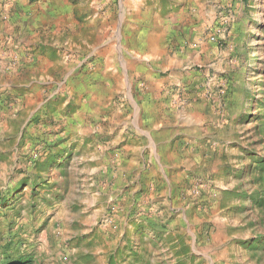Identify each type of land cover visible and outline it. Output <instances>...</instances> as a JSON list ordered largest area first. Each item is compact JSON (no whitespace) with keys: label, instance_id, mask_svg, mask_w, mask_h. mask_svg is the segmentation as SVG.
<instances>
[{"label":"rangeland","instance_id":"rangeland-1","mask_svg":"<svg viewBox=\"0 0 264 264\" xmlns=\"http://www.w3.org/2000/svg\"><path fill=\"white\" fill-rule=\"evenodd\" d=\"M257 156L264 0H0V264H264Z\"/></svg>","mask_w":264,"mask_h":264},{"label":"trees","instance_id":"trees-1","mask_svg":"<svg viewBox=\"0 0 264 264\" xmlns=\"http://www.w3.org/2000/svg\"><path fill=\"white\" fill-rule=\"evenodd\" d=\"M251 175H259L264 183V156L254 157V165L250 168ZM252 204H256L257 208L264 211V193L261 196L251 195Z\"/></svg>","mask_w":264,"mask_h":264}]
</instances>
